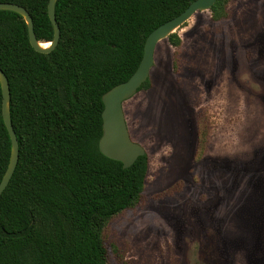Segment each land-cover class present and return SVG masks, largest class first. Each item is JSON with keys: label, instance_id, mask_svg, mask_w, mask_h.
<instances>
[{"label": "trees", "instance_id": "obj_1", "mask_svg": "<svg viewBox=\"0 0 264 264\" xmlns=\"http://www.w3.org/2000/svg\"><path fill=\"white\" fill-rule=\"evenodd\" d=\"M49 1L0 3L25 8L46 43L54 38ZM194 1L58 0L61 39L49 54L31 46L21 15L0 11V69L20 149L0 197V264H109L105 229L119 212L145 204L149 157L124 169L102 154L103 96L137 71L148 36ZM229 1L216 2L213 20L228 17ZM168 41L182 42L178 33ZM2 105L0 83V183L12 149ZM117 262L126 264L119 255Z\"/></svg>", "mask_w": 264, "mask_h": 264}, {"label": "rangeland", "instance_id": "obj_2", "mask_svg": "<svg viewBox=\"0 0 264 264\" xmlns=\"http://www.w3.org/2000/svg\"><path fill=\"white\" fill-rule=\"evenodd\" d=\"M198 12L125 102L145 204L105 229L109 264H264V0Z\"/></svg>", "mask_w": 264, "mask_h": 264}, {"label": "water", "instance_id": "obj_3", "mask_svg": "<svg viewBox=\"0 0 264 264\" xmlns=\"http://www.w3.org/2000/svg\"><path fill=\"white\" fill-rule=\"evenodd\" d=\"M217 1L195 0L181 15L155 29L146 40L144 56L137 71L128 81L115 86L103 96V135L100 139V150L105 157L120 162L123 164L124 169H129L139 157L147 154L146 149L131 137L124 111V104L136 95L142 85L150 79L151 70L155 62L157 45L161 41L168 39L170 35L176 33L196 13L210 11ZM57 2L58 0L49 1L48 13L54 28V38L52 42L46 43L38 41L35 34L33 18L25 8L11 3H0V11H12L21 15L28 27L31 46L39 53L49 54L56 49L61 39V29L56 18ZM47 44L49 46L45 47ZM0 83L3 93V118L12 143L10 161L0 183L1 197L16 171L20 149L11 117L10 83L1 69Z\"/></svg>", "mask_w": 264, "mask_h": 264}, {"label": "bare ground", "instance_id": "obj_4", "mask_svg": "<svg viewBox=\"0 0 264 264\" xmlns=\"http://www.w3.org/2000/svg\"><path fill=\"white\" fill-rule=\"evenodd\" d=\"M48 46H49V44L45 45V47H48Z\"/></svg>", "mask_w": 264, "mask_h": 264}]
</instances>
